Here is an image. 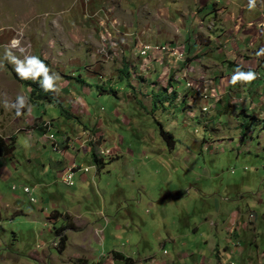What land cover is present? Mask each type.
Instances as JSON below:
<instances>
[{
  "label": "rangeland",
  "instance_id": "374dc122",
  "mask_svg": "<svg viewBox=\"0 0 264 264\" xmlns=\"http://www.w3.org/2000/svg\"><path fill=\"white\" fill-rule=\"evenodd\" d=\"M260 11L264 12V0H0V82L3 86L0 103L3 104V116L7 117L0 125V133L9 134L8 123L18 113H13L16 105L12 106L11 96L18 94L17 87L22 83L13 73L23 79L35 80L44 61L53 93L60 92L66 82L90 84L88 87H92V91L84 93V97L94 102V112L102 107L106 114L110 105L97 98L93 79L112 82L119 75L125 76L121 74L124 64L142 57L140 67L131 71L134 82L139 81V75L149 68L147 56L139 54L144 44L151 47L155 59L160 62L165 59L169 63L167 67L179 69L176 73L194 87L193 94L198 101L206 102L207 97H216L211 88L221 92V81L214 82V74L200 63L199 57L195 64L186 63L187 45L204 44L210 36L215 38L214 43L209 40L210 44L218 47L230 26L237 33H232L231 38L249 39L251 47L249 52L243 53L245 56L258 49L259 56L264 58V39L258 38L260 34L249 29L250 32H243L245 35L238 32L242 25L247 27L263 22ZM169 42L177 44L176 51H181L182 56L172 50L160 54L154 49ZM239 58L242 59V55L236 61ZM242 77V80L246 79V75ZM119 84L127 87L125 81ZM77 89L83 93L80 85ZM208 104L201 106L203 112H195L197 117L190 120L186 134L181 136V141H175L173 149L164 145L165 151L161 154H172L173 158H164L161 163L145 164L139 157L132 156V160L125 157L124 161L114 160L111 168L93 176L95 162L91 153L84 150L96 151L100 142L99 147L113 149L112 141L108 138L102 141V136L89 129L70 137L67 134L64 140L77 142L74 151L75 148L80 150L75 163L89 167L87 181H82L78 176L81 171H77L72 186H67L59 176L65 165L56 169L49 166L47 160L60 159L58 150L50 144L45 151L44 159L48 158L45 173H41L37 165L27 168L22 161L23 151L19 150L16 154L21 161L16 170L19 172L0 175V264H147L146 256L158 255L163 249H166L165 253L175 251L179 241L176 239L174 245L170 237L185 232L187 222L193 216L203 215V200L224 196L229 197V201L238 199L242 205L255 201L256 206L249 205L250 215L255 217L258 225L255 236L260 247L259 257L264 262V130L254 125L247 127L242 119V124L234 127L230 117L209 112ZM32 108L33 115L54 121L50 132L59 142L57 115L44 114L40 105ZM167 109L168 116L159 114L156 117L163 126L171 122L173 112L177 120L183 121L181 109L175 106ZM140 114L157 126L153 115ZM27 119L28 110L20 116L18 130L26 127ZM138 124L148 125L141 116ZM110 127L121 136L124 135L121 130L127 128L125 124L114 122ZM171 130L175 132V129ZM125 133V142H132L128 148L138 154L139 139L130 131ZM86 134L91 136V142L89 146H82ZM239 134L252 136L249 152L237 145ZM187 153L195 156L191 158L196 171L193 177L183 168L185 165L179 163ZM23 172L25 177L21 175ZM125 172L132 173L130 176H134L138 184L140 179L143 180V192L131 182L133 177L127 180ZM185 183H192L203 195H198L197 191L188 194L189 186L184 188ZM25 185L32 189V201L22 190ZM12 186L16 188L12 189ZM169 190L178 192L171 202L163 199L165 191ZM181 197H189L191 201H178ZM209 202L214 205V201ZM67 207L72 208L69 214L64 213ZM61 237H64L63 241ZM193 240L196 241L194 237ZM112 251L133 261L125 263L116 259Z\"/></svg>",
  "mask_w": 264,
  "mask_h": 264
},
{
  "label": "crops",
  "instance_id": "0c3cea01",
  "mask_svg": "<svg viewBox=\"0 0 264 264\" xmlns=\"http://www.w3.org/2000/svg\"><path fill=\"white\" fill-rule=\"evenodd\" d=\"M259 16L264 20V12L260 11ZM193 22H196V20L193 19ZM253 25L254 26L249 25L247 27L242 25L243 27H241L238 32L245 35L243 33L244 31L255 30L260 34L258 38L263 40L264 27L259 26V24ZM232 33L237 35V33L232 31V28L228 26L225 34L221 37L222 41L220 45L215 48L212 46L215 38H211L210 36L204 44L196 45L194 43V45H187L186 47V63L195 64L197 57H199L200 63H202V65L204 64V67H207V69L214 74V82L220 83L221 81V92L218 95L215 94L216 97L205 95V98L207 96L209 97H207L208 99L206 102L202 103L198 101V98L193 94L194 87L192 88L191 85L186 84V81L176 73L179 69L172 67H170V69L167 67L169 63L165 59H163L162 62L155 59V54L150 52L151 47L149 45L145 46L146 44L141 47H146V51L143 52V55H146L148 58L146 59L149 68L145 74L141 72L142 74L139 75L138 78L139 81L136 83L134 79H132L133 73L131 71L137 69L138 66L140 67L143 61L142 57H136L135 60L133 59L129 61V63L124 64V69L121 70V74H125V70H127L125 76L122 75V77L119 75L118 78L112 82H109L108 79L99 81L92 78L93 83L95 82L97 86L94 91L97 98L103 99L110 105L108 113L106 114L103 112L102 107L98 112H94L92 107L94 102H89V100L84 97V93H90L92 91V87L91 89L88 87L91 86L90 84L66 82L64 86L60 88V92L57 94L54 93L57 101L61 102V109L55 104L48 102L30 103L27 98L28 89L25 87V90L21 91L22 84H20L17 87L18 94L15 95L12 93L13 95L11 96V98H13L12 106H14V104L16 105L13 109V113L14 111L15 113L18 112L16 113L17 116L13 118L14 115L12 114L11 122L9 121L10 123H8L10 128L9 134L1 135L0 133L5 139L9 137L14 139V150L9 154L0 155V175H2V177L10 175L12 171H16L17 168L20 167L21 161L16 157L19 150L23 151L22 161L27 164V168H30L31 165H37V167L40 166V168H38L39 171L45 173V162L46 159H48H44L46 156L45 151L50 142L44 138L45 130L40 128V122L43 121V125L48 121H45L42 115L35 116L31 113L33 111L32 107L36 105H40L44 108V114L51 113V115H57L56 120L59 123L57 131L59 133V140L62 142L60 149L57 151L59 152L60 159L55 161L49 159L47 161L50 164L49 166H53L54 169L65 165L62 170L59 171L60 177H62L63 172L72 168V163H68L72 161L75 162L78 156L77 154L80 151L76 150V148V152L74 151L77 142H66L64 137L67 134L69 137L71 135L73 136L84 129L95 131L99 136H102V141L108 138V140L112 141L111 144L114 149L110 150L109 158L103 157L100 162L95 163V171L92 173L93 176L99 175L102 170L111 168L115 161H124L126 159L125 157H130L131 160L133 158L132 156L139 157L145 164H151L153 162L161 163L162 161L164 162V158L170 160L173 158L172 154H161L164 153V145L167 144V142L160 136L159 129L163 128L173 135L171 147L167 145L168 149H173L175 141H181V136L186 134L185 129L187 125L190 124V120L197 117L195 112L197 110L201 111V106L208 103V107H210L209 112H217L218 115L223 113L230 117L232 120L230 124L234 127L238 124H242V121H240L242 119L246 121L243 125L247 127L254 125L264 130V58L262 55L259 56L260 53L258 49L253 51L250 55L245 56L243 53L249 52L250 50L248 49L251 47L249 46V39L241 41L237 36L233 39L230 37ZM259 39L256 38L257 41H259ZM209 40L212 42L211 44ZM168 45H174V51H176L178 47L176 46L177 44L169 42V44L157 45L154 49L161 53H165L169 51ZM260 50L263 51V49ZM139 52L142 56V52ZM148 52L149 54L147 55ZM240 55H242V59L239 58L240 60L236 61V58L240 57ZM139 61L140 63H138ZM132 66L134 67L133 70H131ZM243 75L244 77L246 75V79L242 80ZM103 81L104 83H102ZM120 81H125L127 87L123 84H119ZM60 83L61 82L58 83V87L61 86ZM78 84L81 86V90L83 91L82 94L80 89H77L79 86ZM0 88H3L2 83ZM2 95L0 93V99ZM5 105L9 104L6 103ZM12 106H10V109H12ZM169 106H175L181 109L183 121L180 122L177 120V117L174 116L175 112H173L171 122L167 124V126H163L156 117H158L159 114L164 117L168 116L170 112H167V107ZM10 109L9 113H11ZM2 110L3 104L0 103V125L4 123L2 121L7 120V117L3 116ZM27 110L29 111V119L26 120V127L18 130L19 128L16 127L20 126L18 120ZM165 112L167 113L165 114ZM192 112L194 115H192ZM140 113H150L153 115L157 126H153V124ZM140 116L147 121L148 125L142 126L138 124ZM209 117L212 118L211 115H209ZM233 117H235L236 120H234ZM47 120L51 121V119ZM53 122H51L52 125H54ZM111 122L116 123V125L122 123L127 126L126 129L121 130L123 131V136L116 135L114 129L110 127ZM15 129L18 131L15 132ZM171 129H175V132ZM125 131H130L136 139H139L140 146H137L139 147L137 149L138 154H134V152L128 148L132 142H125ZM106 134L110 137H107ZM89 137L90 135L86 134L84 139H89ZM251 137L252 136L248 138L244 134H239L236 141L237 145L243 146L242 150L249 152V144L252 142ZM230 140L234 142L232 138ZM101 143L102 142H100V146ZM84 152L88 153L90 151L84 150ZM194 157V155L187 153L182 157V161H179V163L182 162V166L185 165L183 168L187 169V171L192 174V177L196 172L194 170V163L191 161V158ZM7 164L10 166L9 168ZM88 171L89 170H85L78 173L82 181H87ZM137 172H139V170ZM130 174L132 173H124L127 180L133 177L131 182L133 184L135 183L137 190H142L143 192V180L140 179V183L138 184V181H135V177L130 176ZM21 175L25 177L24 172ZM186 186H189L186 190L188 194L189 192L197 191L198 195H203L192 183H185L184 188ZM177 195V191H165L163 199L171 202ZM198 195L196 197H198ZM185 199L190 200L189 197H181L178 201H184ZM166 200L163 201L166 202ZM210 200L214 201V205L209 202ZM229 200L227 196L220 198L209 197L208 200H203L204 205H201L204 208L203 215L197 218L193 216V218L187 222L188 229L185 230V232L177 235L178 237H170L173 243L176 239L179 241V245L176 247L175 251L165 253L166 249H163L162 253L158 255L146 256L147 264H264L259 257L260 247L257 244V236H255V231L258 233V225L255 223V217L250 216L251 206L249 205L256 206L255 201H247V203L245 202V204L242 205L238 199ZM183 203L185 204V202ZM65 209L64 213L69 214L72 208L67 207ZM186 211H188V207ZM190 232L192 235H190ZM193 237L196 241L193 240ZM117 262L120 263L121 261Z\"/></svg>",
  "mask_w": 264,
  "mask_h": 264
},
{
  "label": "trees",
  "instance_id": "16d2710c",
  "mask_svg": "<svg viewBox=\"0 0 264 264\" xmlns=\"http://www.w3.org/2000/svg\"><path fill=\"white\" fill-rule=\"evenodd\" d=\"M46 66H47L46 63L42 61L39 67L40 68L39 75L35 80L23 79L16 73H13V75L28 89L27 98L30 103L35 104V103L48 102L55 104L57 107L61 109V102L57 101L56 96H54L53 88L50 82V75ZM126 72L127 70H125V74ZM40 128L43 129L42 127ZM159 134L163 139H165L167 145L171 147V142H173V135L169 131L164 130L163 128L159 129ZM57 143L59 147L62 144L61 141ZM13 150H14V139L12 137L5 139L0 135V155L9 154ZM92 150L93 149H91L90 152H92L91 154L94 162L95 163L100 162L103 156H99L96 151H92ZM55 214L58 215L59 213L55 212ZM66 216L68 217V215ZM63 239L64 237H61L60 240L63 241ZM112 254L114 255V258L119 259L125 263L130 262L132 260V258L125 257L124 255H122L117 251H112Z\"/></svg>",
  "mask_w": 264,
  "mask_h": 264
},
{
  "label": "built area",
  "instance_id": "2783aa9c",
  "mask_svg": "<svg viewBox=\"0 0 264 264\" xmlns=\"http://www.w3.org/2000/svg\"><path fill=\"white\" fill-rule=\"evenodd\" d=\"M259 26L264 27V22L259 23ZM168 46H169V50H172V52L174 54H176L178 56H182L181 51H174V45H168ZM139 51L142 52V56H143V52L146 51V47H140V50ZM186 84H188L187 81H186ZM191 87H193V86H191ZM211 90H212V92H214V94H217L218 95L220 93V92H218L214 88H211ZM202 97H205V95H202ZM50 127H51V122L50 121H48L46 124H43L42 125V128L45 130V132H44V138L46 140H48L50 142L52 148L57 151V150L60 149V147L58 146L57 141L54 139L53 133L50 132ZM82 142H83L82 146H89L91 140L90 139H83ZM99 146L100 145L98 144V146L96 147L97 154L99 156H103L105 158H107V157L109 158V156H110V150H113V149L101 148ZM79 147H80V149H82L80 145H79ZM85 170H89V167L88 166L81 167V166L77 165L75 162H72V174H70V175H68L66 177H60V178H61V180L67 186H72L73 185V175L77 171L83 172ZM15 188H16V186H12V189H15ZM22 190H23L24 193H27V194L30 195V200L32 201L33 200V197L31 196L32 189L30 187H28V186L25 185V186H23V189Z\"/></svg>",
  "mask_w": 264,
  "mask_h": 264
},
{
  "label": "bare ground",
  "instance_id": "6f19581e",
  "mask_svg": "<svg viewBox=\"0 0 264 264\" xmlns=\"http://www.w3.org/2000/svg\"><path fill=\"white\" fill-rule=\"evenodd\" d=\"M145 46H147V45H145ZM144 46V47H145ZM147 51H149V50H147ZM160 52V51H159ZM161 53V52H160ZM146 54V53H145ZM70 174H72V168H70V169H68V170H66L65 172H63V174H62V177H66V176H68V175H70Z\"/></svg>",
  "mask_w": 264,
  "mask_h": 264
},
{
  "label": "clouds",
  "instance_id": "9594fccd",
  "mask_svg": "<svg viewBox=\"0 0 264 264\" xmlns=\"http://www.w3.org/2000/svg\"><path fill=\"white\" fill-rule=\"evenodd\" d=\"M258 74V73H257Z\"/></svg>",
  "mask_w": 264,
  "mask_h": 264
}]
</instances>
